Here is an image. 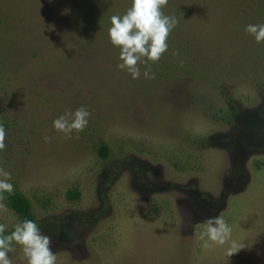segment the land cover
Here are the masks:
<instances>
[{
  "label": "rangeland",
  "instance_id": "374dc122",
  "mask_svg": "<svg viewBox=\"0 0 264 264\" xmlns=\"http://www.w3.org/2000/svg\"><path fill=\"white\" fill-rule=\"evenodd\" d=\"M127 1L0 0V168L56 264H264V42L245 31L264 0H168L190 53L136 80L108 36ZM227 96L234 115L214 118ZM80 107L88 125L66 139L53 121ZM219 216L231 239L205 250ZM232 241L244 247L228 257ZM8 257L26 264L19 246Z\"/></svg>",
  "mask_w": 264,
  "mask_h": 264
},
{
  "label": "clouds",
  "instance_id": "9594fccd",
  "mask_svg": "<svg viewBox=\"0 0 264 264\" xmlns=\"http://www.w3.org/2000/svg\"><path fill=\"white\" fill-rule=\"evenodd\" d=\"M168 0H131L130 7L123 15L110 18L108 36L110 44L119 50L117 67L130 74L133 80L143 75L144 79H154L151 66L160 61L168 50V38L178 21L174 16H166L163 9ZM246 33L253 36L256 43L264 42V24H249ZM144 66L143 74L141 66ZM90 112L80 107L74 112H66L53 121V128L66 139L72 134L83 132L88 125ZM6 131L0 122V152L6 149ZM46 141L49 137L44 138ZM11 173L0 168V211L7 212L4 193L11 195L13 185L9 182ZM6 226L0 224V264H12L8 257L10 251L19 246L26 264H56L57 256L52 251L51 237L43 234L39 225L30 219L15 224L14 229L5 234ZM232 228L222 216L209 218L199 235L201 247L205 250L213 245L223 246L231 239ZM242 244L232 241L226 251L232 257L243 249Z\"/></svg>",
  "mask_w": 264,
  "mask_h": 264
},
{
  "label": "trees",
  "instance_id": "16d2710c",
  "mask_svg": "<svg viewBox=\"0 0 264 264\" xmlns=\"http://www.w3.org/2000/svg\"><path fill=\"white\" fill-rule=\"evenodd\" d=\"M131 0L127 1L128 7H130ZM163 12L166 16H174L176 20L178 21L176 27L172 30L169 38H168V50L166 53L163 54L162 58L159 62L153 64L154 67H160V66H167L169 69L170 66L177 67L180 63L177 61L180 59L181 55H185L190 53V51L186 52L184 44L181 43V34H179V20L180 15L176 11V9L173 7L172 3L168 1L167 6L163 9ZM190 58V55H188ZM178 68V67H177ZM225 103L227 107L221 106L217 109L218 118L222 121H228L235 113V107L233 105V98L231 96L225 97ZM5 127L7 124L4 125ZM97 152L101 157H106L109 153V148L106 144L101 143L97 147ZM14 192L9 195L8 193H5V204L6 206L14 212V214L17 216L20 222H22L25 219H30L36 222V216L33 211V207L31 204V201L29 198L19 189L18 186L13 185ZM72 195V193H70ZM75 195V194H73ZM14 228L6 229L5 234H9Z\"/></svg>",
  "mask_w": 264,
  "mask_h": 264
}]
</instances>
